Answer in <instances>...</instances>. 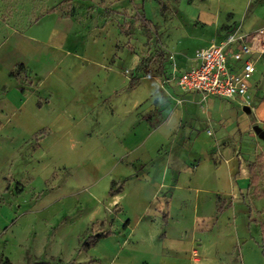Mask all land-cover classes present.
I'll use <instances>...</instances> for the list:
<instances>
[{"label":"crops","instance_id":"1","mask_svg":"<svg viewBox=\"0 0 264 264\" xmlns=\"http://www.w3.org/2000/svg\"><path fill=\"white\" fill-rule=\"evenodd\" d=\"M263 26L264 17L218 35L209 29L205 36L173 27L160 38L168 60H159L153 73H146L125 43L117 47V34L108 26L88 32L53 8L11 32L4 41L11 56L0 64V196L7 182L13 185L23 174L31 186L42 180L48 187L43 202L36 195L20 216L55 229L61 166L75 164L82 169L71 180L90 188L105 180V194L93 193L94 203L105 209L90 229L102 223L93 244L107 253L95 249L93 264H257L262 254L256 227L237 190L254 176L253 164L245 175L238 173L237 135L248 114L236 99L182 93L175 78L196 65L197 49L233 31L252 34ZM235 48L224 53L238 72L240 63L229 58ZM256 49L253 43L249 95L257 64L264 62ZM253 112L264 121V100ZM62 154L75 157L64 160ZM85 154L90 157L83 162ZM23 155L30 167L21 165ZM13 206L1 205L0 217L15 215Z\"/></svg>","mask_w":264,"mask_h":264},{"label":"rangeland","instance_id":"2","mask_svg":"<svg viewBox=\"0 0 264 264\" xmlns=\"http://www.w3.org/2000/svg\"><path fill=\"white\" fill-rule=\"evenodd\" d=\"M227 1L144 0L142 4L141 0H0V64L8 62L11 56L5 49L7 44L4 41L8 35L15 31L21 32L28 24L53 8L61 16H71L79 28L88 32L108 26L117 34V47L125 43L124 46L143 61L146 73H153V70L157 71L159 68V60H168L170 53L161 52L159 45L160 38L169 29L177 27L183 31L196 30L205 36L207 30L214 28L218 35L245 20L254 21L264 17V0H242L241 8V0H230L231 8ZM6 65L7 63L2 66ZM257 65V87L255 85V90L251 95L248 94V121L237 135L236 150L240 164L238 173L245 175L247 166L253 164L252 177L256 179L255 182L252 177L248 181L247 176L245 186L237 190L242 205L249 214V220L256 227L255 244L260 252L264 251V141L253 134L251 127L257 125L264 131V121H257L253 112L257 101L264 100L263 60ZM202 132L203 130L199 131ZM74 157L69 154L61 155L64 160H73ZM87 157L90 155L82 156V161L85 162ZM25 159L27 157L23 155L21 165L30 167L32 163ZM39 164H42L41 160ZM74 165L61 166V226L57 227L60 220L55 219V229L48 231L40 224L36 225L35 220L31 221V217L28 219L27 215L20 216L36 195L40 194V197L35 201L43 202L48 187L39 179L33 182L32 186L35 188L25 183L26 174L13 185L7 182V192L0 196V206L14 205L13 212L16 213L8 220L0 217V259L7 258L11 264H93L92 252L95 249L107 253V248L103 245H99L97 249L92 239L95 236L93 233L99 231L102 223L95 224L93 230L90 229L95 217L105 209L102 205H96L93 198V193L97 197L105 194L100 190L105 180L101 178L92 188L71 180L74 174L80 173L74 171L77 168ZM15 197L18 198L17 201H14ZM20 203L21 208L17 211L16 204ZM33 223V229H30L29 226ZM258 256L257 264H264V258L260 254ZM83 257L85 259L81 260Z\"/></svg>","mask_w":264,"mask_h":264},{"label":"built area","instance_id":"3","mask_svg":"<svg viewBox=\"0 0 264 264\" xmlns=\"http://www.w3.org/2000/svg\"><path fill=\"white\" fill-rule=\"evenodd\" d=\"M253 43L257 53L264 55V26L252 34L233 31L218 43L197 49L193 54L196 65L183 70L175 78L177 89L182 93H198L202 98L236 99L238 107H249L248 81L254 72V62L249 55ZM232 44L236 48L230 52L229 58L240 63L238 72L228 67V57L224 53V49Z\"/></svg>","mask_w":264,"mask_h":264},{"label":"water","instance_id":"4","mask_svg":"<svg viewBox=\"0 0 264 264\" xmlns=\"http://www.w3.org/2000/svg\"><path fill=\"white\" fill-rule=\"evenodd\" d=\"M243 112H247L248 108L247 107H243L241 109ZM251 130L253 132V134L260 140L264 141V131H262L257 125H253L251 127Z\"/></svg>","mask_w":264,"mask_h":264},{"label":"trees","instance_id":"5","mask_svg":"<svg viewBox=\"0 0 264 264\" xmlns=\"http://www.w3.org/2000/svg\"><path fill=\"white\" fill-rule=\"evenodd\" d=\"M43 132H39L37 135H41ZM253 179V182H255V180L256 179H254V177H252ZM111 192V191H110ZM92 238V237H91ZM93 239V241L95 240V239H97V236L95 235L94 236V238H92ZM261 254H262V256H263V258H264V251L263 250H261ZM0 264H11L10 263V261L7 259V258H1L0 259Z\"/></svg>","mask_w":264,"mask_h":264}]
</instances>
